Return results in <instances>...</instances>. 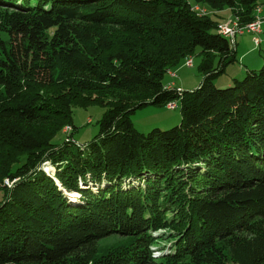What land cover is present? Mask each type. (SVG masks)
I'll return each mask as SVG.
<instances>
[{"label":"trees","instance_id":"trees-1","mask_svg":"<svg viewBox=\"0 0 264 264\" xmlns=\"http://www.w3.org/2000/svg\"><path fill=\"white\" fill-rule=\"evenodd\" d=\"M194 1L0 0V264H264V66L216 88L238 44L196 9L245 28L264 0ZM198 48L201 85H165ZM150 105L180 125L139 132ZM111 235L130 242L96 257Z\"/></svg>","mask_w":264,"mask_h":264},{"label":"rangeland","instance_id":"rangeland-1","mask_svg":"<svg viewBox=\"0 0 264 264\" xmlns=\"http://www.w3.org/2000/svg\"><path fill=\"white\" fill-rule=\"evenodd\" d=\"M188 3L194 5V0H186ZM199 11H202L206 14H210L212 18L219 22L222 25H225L229 29L228 33L231 32V38L233 40L236 39V42H232L234 46L237 43L238 52H237V62L230 64L227 66L225 73L218 76L214 81V85L218 89H225L233 85V80L236 78L238 80H243L248 71H259L264 66V43H262L263 35V27H264V5H262L263 12L260 13V17L263 18L259 22H257V32L255 34H251L247 32L246 34L240 33L236 34V25L227 24L229 19L231 18V12L229 9H225L224 11H214L211 8L205 9L204 6L200 8H196ZM4 18L3 12L0 11V22ZM263 23V24H262ZM261 25V26H260ZM262 27V28H261ZM109 30V29H108ZM118 31V29H115ZM238 33V32H237ZM242 34V35H240ZM2 37H6L5 34L0 33ZM254 37L257 40H254ZM257 41V42H256ZM201 48L197 49L196 55L194 56V67L190 68L185 65H181L176 69L177 77L173 78L171 75H166L164 78V84H174L175 88L185 90V91H193L196 90L202 83L205 75L199 69L200 64L203 60V56L201 55ZM218 59H215V66L217 65ZM115 98H118L115 95ZM95 98V96H93ZM112 98L111 96H107L106 100ZM169 107V105H168ZM171 109L173 107L170 106ZM106 112V108L103 106H92L88 109H75L74 110V123L76 125V130L73 135L74 141L80 145L85 146L89 142H91L95 136L99 133V125L98 122L102 119L104 113ZM91 120V123L88 121ZM182 120L181 111L178 108L177 110H169L164 106L150 105L144 107L143 109L137 110L134 115H132V121L136 127V129L141 133H149L155 128H161L162 130H168L175 126L180 125ZM64 135L61 136V141L65 140V135H71L73 133V129L70 127H66L63 130ZM46 173L52 174L53 168L50 163H47L42 168ZM7 184V183H6ZM10 184V183H9ZM72 200H76L79 198L77 194L70 195ZM1 199V197H0ZM160 233V232H158ZM157 233V235H158ZM130 242V238L127 236L121 235H111L104 239H101L97 244V250L95 252L96 257H100L104 255L107 250L115 247L126 245ZM170 244H167V250H169ZM228 245L226 244V247ZM159 252L156 253L159 256Z\"/></svg>","mask_w":264,"mask_h":264},{"label":"built area","instance_id":"built-area-1","mask_svg":"<svg viewBox=\"0 0 264 264\" xmlns=\"http://www.w3.org/2000/svg\"><path fill=\"white\" fill-rule=\"evenodd\" d=\"M256 25H257V22L256 23H253V24H250V25H248L247 27H245V28H240V27H236V33L238 32H240V33H244V32H249V33H251L252 35L253 34H255L256 32H257V27H256ZM220 29L221 30H225V29H229V28H227L226 26H221L220 27ZM230 30V29H229ZM229 30H226L227 31V33H228V31ZM237 33V34H238ZM228 34H230V37H231V35H233V34H231V32L230 33H228ZM255 38V40H257V38L256 37H254Z\"/></svg>","mask_w":264,"mask_h":264},{"label":"bare ground","instance_id":"bare-ground-1","mask_svg":"<svg viewBox=\"0 0 264 264\" xmlns=\"http://www.w3.org/2000/svg\"><path fill=\"white\" fill-rule=\"evenodd\" d=\"M258 10V9H257ZM260 12V11H259ZM204 13V12H203ZM259 15V14H258ZM257 18V17H256ZM262 19V18H261ZM237 21V20H236ZM232 23V22H231ZM239 24V23H238ZM263 24V23H262ZM225 26V25H224ZM229 26H230V24H229ZM261 26V25H260ZM241 27V26H240ZM229 28V27H228ZM262 28V27H261ZM222 33L224 34V35H226V36H229L230 37V34H228L227 33V31H225V30H222ZM237 34V33H236ZM239 34V33H238ZM245 34V33H244ZM240 35H242V34H240ZM257 42V41H256ZM193 62V61H192ZM174 77V76H173Z\"/></svg>","mask_w":264,"mask_h":264},{"label":"crops","instance_id":"crops-1","mask_svg":"<svg viewBox=\"0 0 264 264\" xmlns=\"http://www.w3.org/2000/svg\"><path fill=\"white\" fill-rule=\"evenodd\" d=\"M263 35H264V27H263ZM262 43H264V38L262 37Z\"/></svg>","mask_w":264,"mask_h":264}]
</instances>
